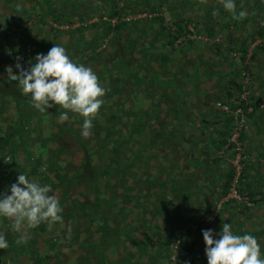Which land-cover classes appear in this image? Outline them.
<instances>
[{
  "label": "trees",
  "instance_id": "obj_1",
  "mask_svg": "<svg viewBox=\"0 0 264 264\" xmlns=\"http://www.w3.org/2000/svg\"><path fill=\"white\" fill-rule=\"evenodd\" d=\"M11 1L0 0L9 9L3 17L9 29H2L0 23V194L8 192L22 172L50 186V194L57 197L63 211L60 221L24 225L20 232L13 229L11 219L0 217V234L7 240L0 256L12 254L18 264L21 259L27 264H49L60 256L54 261L58 264L64 251L75 247L70 255L75 264H113L108 247L120 237L125 251L116 264H144L143 259H133L128 244L143 253L145 264H153L162 252H149L153 234L169 222L168 232L175 233L169 241L181 239L179 261L194 264L198 259L195 236L203 238L202 230L221 229L227 222L235 234L260 231L264 235V227L252 233L242 229L247 210L264 204L262 197L257 198L263 192L257 183L246 181L252 162L245 151L241 168L233 164L238 151L229 142L236 123L234 111L241 109L250 119L259 112L264 96L248 93L251 83L243 81L252 75L248 66L244 71L239 65L224 71L227 55L221 52L219 39L232 37L234 24L242 30L249 21L251 28L243 30L245 37L236 50L244 63L249 48L261 40L249 58L256 60L264 50V26L256 23L258 13H264V0H235L237 14L244 11L246 20H234L222 0H216L217 10L211 0H32L30 7H15ZM197 3H202L198 17L189 14V5ZM173 6L176 13L166 11ZM35 14L39 21L33 25ZM142 14L146 16L125 20ZM220 14L218 27L216 15ZM43 27L45 35L35 34ZM201 36L213 42L208 46L198 39ZM54 43L65 47L73 62L91 67L105 90L87 138L80 134L83 118L78 114L69 111L68 120L60 122L59 112L67 110L55 106L41 113L18 85L7 80L6 67L15 73L20 61L27 69L37 53L46 54ZM208 52L216 54L219 60L211 65L221 64L220 69L205 68L203 57ZM198 99H203L207 110ZM217 103L229 104L232 113L222 111ZM199 109L202 113L195 114ZM215 113L224 119L212 121ZM247 139L243 129L242 146ZM171 142L177 145L175 149ZM157 146L167 147L165 154L154 155L152 149ZM200 177L207 180L201 186ZM216 187L220 193L212 199ZM233 190L240 199L229 197ZM195 194L204 199H193ZM151 195L155 203L149 200ZM196 203L201 207L193 211L191 206ZM187 204L190 208L184 211ZM201 210L205 219L216 216L212 221H198L195 231L190 230L194 220L184 217L191 212L201 215ZM90 233L98 235L91 252L86 249L92 240ZM139 233L144 237L142 245L136 241ZM20 235L28 239L17 244ZM161 236L163 245L166 235Z\"/></svg>",
  "mask_w": 264,
  "mask_h": 264
},
{
  "label": "clouds",
  "instance_id": "obj_2",
  "mask_svg": "<svg viewBox=\"0 0 264 264\" xmlns=\"http://www.w3.org/2000/svg\"><path fill=\"white\" fill-rule=\"evenodd\" d=\"M223 8L234 20H241L246 13L236 12L235 0H222ZM34 63L27 69L17 61L15 73L11 66L5 68L10 84L19 86L32 106L44 113L58 106L67 111L59 112L60 122L68 120V112L83 118L81 136L91 135L92 120L103 103L105 90L91 67L73 62L65 47L53 44L46 54L37 53ZM47 184H40L24 173L0 194V217L12 220V227L20 232L24 225L35 227L40 223L51 224L62 219V206ZM207 264H264L257 239L250 234L238 235L230 223H222L219 233L212 229L202 230ZM28 237L20 235L17 244ZM7 247V240L0 234V249Z\"/></svg>",
  "mask_w": 264,
  "mask_h": 264
},
{
  "label": "rangeland",
  "instance_id": "obj_3",
  "mask_svg": "<svg viewBox=\"0 0 264 264\" xmlns=\"http://www.w3.org/2000/svg\"><path fill=\"white\" fill-rule=\"evenodd\" d=\"M32 0H12L10 5H15V7H18L20 5L23 6H29L31 4ZM262 2V1H261ZM211 4L215 5V10H217V5L218 2L216 0H211ZM201 7H202V3H197V4H193V5H189V14L191 15H195V16H200L201 12ZM204 7V6H203ZM167 12H174L176 13V9L173 6L171 9L169 8H165ZM205 10H207L206 7H204ZM202 8V10H204ZM192 11V12H191ZM200 11V12H199ZM9 13V9L5 7V4L0 2V23L3 24L2 29H9L8 28V24L4 23L3 21V17L5 15H7ZM16 15V14H14ZM221 15H216L217 19H216V23L217 26H220V21H221ZM146 15L142 14V15H138V16H129L127 17L125 20L129 21L133 18H144ZM172 16V15H170ZM197 16V17H198ZM245 19L243 18L242 20H246L247 16H244ZM39 21V17L35 14V17L31 20V24H36ZM96 19L92 20L90 23L95 22ZM256 23L260 26H264V13L259 12L257 15V19H256ZM245 25L244 29L239 30V27L237 25H233V35L232 37H230L229 35L226 36V38H219L220 42H222V46H221V52H224L227 55V58L225 60V64L224 65V71H231L234 66L239 65L241 67V70L244 71L245 67L248 66V68L251 70L250 73L252 75H250L248 72V74L250 75V78L248 77V83L250 84V88L248 90V86H247V91L250 94V96H254L257 97H263L264 96V50H260L259 54L256 57V60H249L250 56H251V51L252 49L256 46V45H260L261 44V40H258L254 45H252L249 48V55L247 57V61L244 63L240 62V57L241 54L236 50L237 47H239L238 45V41L240 39H242L243 37H245V33L243 32V30H247L251 28V23L245 22L243 23ZM169 25V24H168ZM54 27H57L56 25H53ZM77 26V25H76ZM75 27V26H74ZM68 27H60V29H67ZM16 28L15 26H12L11 31H14ZM192 30V28H191ZM193 31V30H192ZM47 33L46 28H38L35 31V34L39 35L40 37H42L43 35H45ZM202 37V36H201ZM230 37V39H229ZM201 42L203 41V43H205L204 39H200L198 38ZM231 40L230 42H227ZM20 42H24L22 39H19ZM210 42V41H209ZM107 41L104 43L106 44ZM183 43L179 44L182 45ZM202 43H200L201 45ZM210 44V43H209ZM208 44V46H209ZM206 45V44H205ZM104 48V45H103ZM205 48V46L203 45V49ZM216 54L214 52H208L207 54L204 55L203 59H205V61L207 63H205V68L209 67L210 69L213 70H218L220 69L221 64H216L218 66H214L211 64H214L213 62L218 61L219 59L215 56ZM203 62V61H202ZM204 63V62H203ZM216 63V62H215ZM210 64V65H208ZM143 71H145V69H143ZM161 74L165 77L166 74L165 72H161ZM246 81V80H243ZM161 92V91H160ZM159 92V94H160ZM125 93V92H124ZM159 98V97H157ZM200 103H198L200 106H202L203 103V99H198ZM148 100L145 99V102H147ZM252 101V100H251ZM254 102V101H252ZM264 105V103L262 104ZM261 105V106H262ZM161 106L163 107V104H161ZM207 106H210V102L207 104ZM204 107L205 110H207V108L205 106ZM196 107H193V109H195ZM147 109V108H145ZM212 109H214V102L212 103ZM252 107L249 108V111L251 113L252 111ZM203 111V110H202ZM11 113V112H9ZM198 113H202L201 110H196L195 114ZM224 116L221 115L220 113H215L213 114V116L211 118H213L212 121H216V120H220V119H224ZM155 118V117H154ZM146 119V118H145ZM197 120V119H196ZM195 120V121H196ZM165 122H170V120L165 121ZM244 129L247 132V141L244 142V146L241 145L242 151L245 153H247L248 155V159L250 160V162H252L251 166L248 167V177L246 181H252L254 183H257L256 185H258L260 187V191L259 192H263V195L260 196L258 195V199H260L262 197V199L264 200V108L260 107L259 112H257V114H255L252 122H250V119L246 116L244 117ZM150 127H147V132L148 133H152V128L151 130H149ZM151 131V132H150ZM168 139V138H167ZM170 146L174 149L176 148V144H174L173 142L170 143ZM167 148V147H166ZM166 148L163 150V148L157 146L155 150L152 149V152L154 155H159L162 156V154H165L164 152H166ZM174 152V150H173ZM169 153H170V149H169ZM171 154V153H170ZM219 154H223V152H219ZM236 160L233 161V164L236 165V163H238V155L236 156ZM239 166L238 168H241L240 162H239ZM222 171V169H221ZM212 175V171H209V176H207V179H211L210 177ZM260 179H257V178ZM207 182L204 181V179L202 177H200V180L198 181L199 186L204 185L203 183ZM208 190V189H207ZM220 190L218 189V187H216L215 191H213L212 195V199L213 197H215L217 194H219ZM233 195V196H232ZM236 195V196H234ZM193 199L196 200H203L204 198L201 195L195 194L192 196ZM229 197H237L238 199H240V195L239 194H235L234 191L230 193ZM155 197L153 195H151L150 197V201H152V203L154 202ZM215 200V199H214ZM247 200H249L247 198ZM217 202V200H215ZM262 201V200H261ZM219 202V201H218ZM200 203V202H198ZM196 203V205H192V210L196 211L197 207H201V204ZM202 203V202H201ZM221 202H219L218 205H220ZM190 208V204H187L184 207V211L186 209L189 210ZM181 210H183L181 208ZM204 212V210H201V215L198 214L197 212H194L192 214L189 213L188 215H186L184 218L185 219H191L193 218L194 222H193V226L196 228L197 226V222L198 221H212L213 219L211 217H215L216 213L213 214L211 217H205L202 215V213ZM245 218L247 219V222L245 223V225L242 227L243 231H250L251 233L253 231H256L260 228L264 227V204H260V203H256V205H252L249 210H247ZM151 221V220H150ZM165 221V220H164ZM155 222L151 221V225H154ZM161 224V223H160ZM122 231H124V223H120L118 226ZM93 230L95 229L94 227H92ZM171 229V225L169 222H164L161 224V227H159L157 229V232L155 234H153L152 240H151V249L149 248V252H153V251H159L162 249L161 255H159L155 261V263L153 264H181V262L179 261V249L177 250L178 252H174V248H173V243L174 241H169L170 240V236L172 237V235L174 236L175 233L170 234L168 231ZM213 230L214 233H219V231L221 229H217V228H211ZM233 231H235V229L232 228ZM193 231H195V229H193ZM92 232V231H91ZM91 234V233H90ZM161 235H166V237H164V240L167 242L163 243V245H160V240H161ZM257 239V242L260 246L261 252H264V235L262 233L256 234V235H252ZM92 239L90 242H87L88 244L86 245L88 249L87 251H92V249L95 248V245L98 242V235L96 234H91V236H89ZM118 237V236H117ZM120 237L116 238L115 241H112L110 243V247H108V252L109 255L112 257L113 260V264H116L115 261H118V259L120 258L121 254L123 253V251H125V248L123 249V246H121L120 244ZM195 240L197 241V243L195 244V251L197 253V257L198 259H196V261L194 262V264H207V258H206V254H205V242L203 240V238H201V236H195ZM136 241H138L140 243V245L143 244L144 241V237L142 235V233H139L136 235ZM123 245V244H122ZM128 249L130 250L129 252L134 256L133 259H139L141 261V259H143V263L145 264V257L143 256V253L140 252V250H138L136 247H134V244H128L127 245ZM165 247L168 248V251H165ZM75 250V247H71L70 249H68L67 251H64V257L61 259L60 263L58 264H75V260L74 258H72L70 255H73ZM60 256H54L52 258L51 261H49V264H54V261L58 260ZM91 258V257H90ZM88 259L89 262H92V259ZM191 262H187L186 264H190ZM0 264H18V262H15L14 257L12 254H10L9 256H0ZM20 264H27V262L23 259L20 260ZM193 264V262H192Z\"/></svg>",
  "mask_w": 264,
  "mask_h": 264
},
{
  "label": "built area",
  "instance_id": "obj_4",
  "mask_svg": "<svg viewBox=\"0 0 264 264\" xmlns=\"http://www.w3.org/2000/svg\"><path fill=\"white\" fill-rule=\"evenodd\" d=\"M196 36L195 35H193V36H191V38H195ZM198 38H200V39H204V37H198ZM204 41H205V43H207V44H211L213 41L212 40H210V39H208V38H205L204 39ZM210 41V42H209ZM203 42V41H202ZM244 80H246V81H244V84H246V85H248V76H245V78H244ZM246 96H247V93L245 92L243 95H242V98L243 99H246ZM217 105V107L218 108H220L222 111H225V112H228V113H232V111H231V107H230V105L228 104H222V103H217L216 104ZM262 108H264V105H262ZM234 118H235V126H234V130H233V134L231 135V137L229 138V142H231V143H234L235 145H236V150L238 151V163H236V166L237 167H240L239 166V161L241 160V158H242V148H241V143H240V141H239V137L241 136V134H242V130L244 129V117H245V114L243 113V110H241V109H238V110H236V111H234ZM240 168H238V170H239ZM234 191V193L236 194V192H235V190H233ZM232 191V192H233ZM233 196V195H232ZM234 196H236V195H234ZM212 219L214 218V217H211ZM189 227H190V230H193V229H196L192 224L191 225H189ZM197 227V226H196ZM188 229V228H187ZM186 232V229H185V231H181L180 233H179V235L180 234H182V233H185ZM180 241H181V239H180V237H179V239L178 240H176V241H174V243H173V248H174V252L176 253L177 252V250H178V246H179V243H180Z\"/></svg>",
  "mask_w": 264,
  "mask_h": 264
},
{
  "label": "crops",
  "instance_id": "obj_5",
  "mask_svg": "<svg viewBox=\"0 0 264 264\" xmlns=\"http://www.w3.org/2000/svg\"><path fill=\"white\" fill-rule=\"evenodd\" d=\"M253 118H254V116L250 117V122H252Z\"/></svg>",
  "mask_w": 264,
  "mask_h": 264
}]
</instances>
